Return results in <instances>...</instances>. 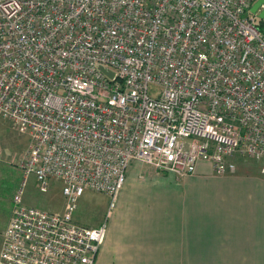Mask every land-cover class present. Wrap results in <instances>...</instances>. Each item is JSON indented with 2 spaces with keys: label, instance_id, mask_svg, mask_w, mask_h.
<instances>
[{
  "label": "built area",
  "instance_id": "built-area-1",
  "mask_svg": "<svg viewBox=\"0 0 264 264\" xmlns=\"http://www.w3.org/2000/svg\"><path fill=\"white\" fill-rule=\"evenodd\" d=\"M257 1L0 0V118L31 141L0 264H95L107 220L73 212L90 190L108 219L131 161L180 179L264 157ZM30 176L61 183L63 212L24 204Z\"/></svg>",
  "mask_w": 264,
  "mask_h": 264
},
{
  "label": "crops",
  "instance_id": "crops-1",
  "mask_svg": "<svg viewBox=\"0 0 264 264\" xmlns=\"http://www.w3.org/2000/svg\"><path fill=\"white\" fill-rule=\"evenodd\" d=\"M95 264H264V174L199 163L179 179L131 161Z\"/></svg>",
  "mask_w": 264,
  "mask_h": 264
},
{
  "label": "rangeland",
  "instance_id": "rangeland-1",
  "mask_svg": "<svg viewBox=\"0 0 264 264\" xmlns=\"http://www.w3.org/2000/svg\"><path fill=\"white\" fill-rule=\"evenodd\" d=\"M158 88L149 87V95L155 96ZM28 135L19 132L12 123L0 118V241L2 245L5 224L11 219L13 198L23 183V166L30 148ZM237 171L246 174H264V157L252 159L236 156L233 159ZM60 182L51 181L49 191L41 193L33 176L27 179L23 202L25 205L47 212H63L66 201ZM109 197L86 190L79 198L73 219L77 225L87 228L104 224L108 212ZM115 208V207H114ZM114 210V209H113ZM112 210V211H113ZM112 213V212H111ZM2 233V236H1ZM1 249V248H0ZM100 251V250H99Z\"/></svg>",
  "mask_w": 264,
  "mask_h": 264
},
{
  "label": "water",
  "instance_id": "water-1",
  "mask_svg": "<svg viewBox=\"0 0 264 264\" xmlns=\"http://www.w3.org/2000/svg\"><path fill=\"white\" fill-rule=\"evenodd\" d=\"M264 5V0H258L252 7H251V12L252 13H255L256 12V10L258 9V7L260 6V5ZM259 18L260 19H263L264 18V9L259 13ZM101 70L103 71V69L101 68ZM108 76H112V74L111 73H108Z\"/></svg>",
  "mask_w": 264,
  "mask_h": 264
}]
</instances>
